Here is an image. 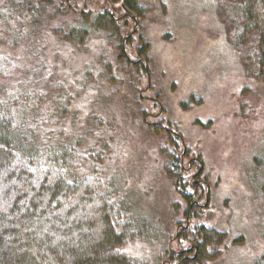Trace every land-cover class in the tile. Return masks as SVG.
I'll use <instances>...</instances> for the list:
<instances>
[{"label": "trees", "instance_id": "trees-1", "mask_svg": "<svg viewBox=\"0 0 264 264\" xmlns=\"http://www.w3.org/2000/svg\"><path fill=\"white\" fill-rule=\"evenodd\" d=\"M228 1L238 5L241 17L236 47L255 41L256 77L264 81V0ZM1 2L0 38L17 46L25 39H19L20 25L44 19L48 24H40L38 30L46 26L62 46L85 51L92 34L105 32L114 52L100 55L98 64L84 63L69 82L57 74L44 81L46 58L27 51L25 44L17 47L20 53L14 49L12 56L23 58L22 75L12 83L0 82V264H213L222 258L229 248L228 233L203 222L201 213L206 210L196 202H205L207 189L192 185L201 157L194 158L190 167V149L182 158L183 142L165 129L172 120L158 114V121L149 122L150 115L142 107L145 98L139 88L148 83L144 59H150L152 49L145 30L149 2ZM125 9L139 19L135 30ZM115 61L121 64L116 66ZM28 65L35 69L31 75H27ZM124 87L132 91L127 103L134 106L153 138L161 140V174L175 192L168 230L164 221L148 218V211H142L148 190L133 191L141 180L140 170L133 167L136 161L131 166L135 174L128 179L116 156L117 141L110 132L119 125L109 106L122 102ZM94 89L100 91L98 96ZM106 95V111L91 112ZM157 95L161 97L160 92ZM204 175L208 181V172ZM261 190L264 211V181ZM188 213L189 226L181 230L180 224H188ZM196 220L202 226L195 259L180 261L173 250L190 245ZM171 241L178 246L174 248Z\"/></svg>", "mask_w": 264, "mask_h": 264}, {"label": "rangeland", "instance_id": "rangeland-1", "mask_svg": "<svg viewBox=\"0 0 264 264\" xmlns=\"http://www.w3.org/2000/svg\"><path fill=\"white\" fill-rule=\"evenodd\" d=\"M146 1L150 9L145 30L152 49L148 60L150 79L146 70L148 83L139 88L145 98L142 107L150 115L149 122L158 121V114L171 119L173 127L169 128L183 137L184 149H190L191 158L201 157V178L204 171L209 174L210 207L201 213L202 220L226 231L229 247L212 263L264 264V81L256 77L255 41L236 47L241 17L238 5L228 0ZM42 23L48 24L41 19L20 25L19 39H25L18 46L25 44L27 51L46 58L44 81L57 74L72 82L84 63L98 64V57L112 50L113 43L108 42L105 32L92 34L86 50L80 52L60 45L46 26L38 30ZM18 46L11 39L0 38V82L12 83L21 77L23 58L12 56L14 49L20 53ZM130 52L134 60L135 52L131 48ZM34 70L28 65L27 75ZM93 92L98 96L100 91ZM120 97L122 102L112 108L106 95L91 112L103 113L105 105L115 110L113 120L119 127L110 133L117 141L120 168L131 179L135 174L131 166L136 161L138 165L133 167L140 170L141 180L133 191L143 187L148 190L142 211H148V218L164 221L168 230L169 205L175 192L170 191L161 174V140L153 138L134 106L127 103L132 91L124 87ZM156 226L159 228V223ZM177 246L174 243L173 247Z\"/></svg>", "mask_w": 264, "mask_h": 264}, {"label": "flooded vegetation", "instance_id": "flooded-vegetation-1", "mask_svg": "<svg viewBox=\"0 0 264 264\" xmlns=\"http://www.w3.org/2000/svg\"><path fill=\"white\" fill-rule=\"evenodd\" d=\"M166 124L167 125H165L166 126L165 129L170 132V136H172L173 138L178 137L179 138L178 140H181L183 142L184 141L183 137L180 134L176 133L175 131H173L172 129L169 128L171 126V124L169 122H166ZM186 151L184 149V152L182 154V158L184 157V154L186 153ZM195 159H197V158H195ZM197 160L199 162L200 168L197 169L196 173H193V175H192V177L195 176V178H196L195 181H192L193 182L192 185H198V186L202 185V186H204L207 189V191L205 192V202L204 203L196 202V204H197V206L199 208H201L202 210H206V208H208L210 206V204H208L205 207L206 196H207V193H208V190H209V186H208V181L207 180L202 179V178H198L199 175H202L203 170H201V161L199 159H197ZM193 162H194V159H190L189 160L190 167H193ZM209 194H210V192H209ZM196 204H193L191 209H193L194 205H196ZM190 217H191L190 213H188V215L186 217V220H187V218L190 219ZM201 226H202L201 222L199 220H196L194 227H197V229L199 227V229L198 230L197 229H193V233L194 234H191V235H193V237H191V239L189 240V244L190 245L188 247L180 249V250L179 249L173 250V252L176 254V257L179 256V260L180 261L183 260V259H186V260H194L195 259L194 256L196 254V251L198 250V244L196 242L197 241L196 238H199V232L201 231ZM179 227H180L181 230H185V224L182 223V224L179 225ZM195 232H196V234H195ZM176 234H177V236H179V228H178V231L176 232ZM173 256H175V255H173Z\"/></svg>", "mask_w": 264, "mask_h": 264}, {"label": "water", "instance_id": "water-1", "mask_svg": "<svg viewBox=\"0 0 264 264\" xmlns=\"http://www.w3.org/2000/svg\"><path fill=\"white\" fill-rule=\"evenodd\" d=\"M125 10H126L127 14H130L131 15L132 20H135V27H136L138 25V21L136 20L135 15H133L132 12H130L129 10H127V9H125ZM135 27H134V30L136 29ZM145 63H146V70H147V72L149 74L148 61L145 60ZM149 79H150V74H149ZM185 151H186V146H185ZM201 169H203V164H201ZM195 179H196L195 176H193V181H195ZM209 203H210V197H209V190H208V193H207V196H206V204H205V207ZM188 218H187L188 224H187V226L185 228H188V226H189V219Z\"/></svg>", "mask_w": 264, "mask_h": 264}]
</instances>
